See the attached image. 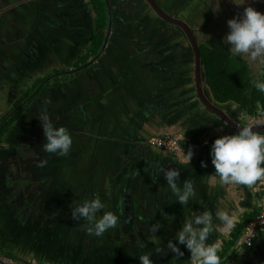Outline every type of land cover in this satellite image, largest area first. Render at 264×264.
<instances>
[{
  "label": "flooded vegetation",
  "instance_id": "flooded-vegetation-1",
  "mask_svg": "<svg viewBox=\"0 0 264 264\" xmlns=\"http://www.w3.org/2000/svg\"><path fill=\"white\" fill-rule=\"evenodd\" d=\"M237 2L240 5L233 0H0V254L4 252L18 258L8 251L17 245V255L29 259L35 257L26 252L29 245L34 246L33 237L40 236L41 245L46 248L51 244L44 236L49 228L46 220L38 227L30 223L18 226L13 216L6 217L1 212L11 193L8 168L17 181L21 172L16 169L25 168L20 161L9 165L17 149L24 150L27 146L22 144L26 143L32 152L38 153L34 156L36 162L47 161L41 167L44 177L55 171L53 178L58 179L59 189L55 195L61 196L69 190L63 182L66 175L73 173L70 162L79 149L76 147L83 141L81 136L84 132L97 135L94 144L105 154L106 165H114L116 160L126 165L124 173L137 179L136 189L141 182L138 179L140 168L148 163L151 173H156L158 155L163 152L148 142L145 144L151 136L161 134L149 119L162 117L165 121L163 113L171 112L180 102L190 103L193 98H199L205 108L202 100H207V90L203 89L200 96L196 78L189 81L186 74L182 76L188 69H197L194 43L199 50L211 42L223 43L229 50L231 45L224 40L229 32V28H225L227 21L234 15H242L243 8L249 4L264 12V0ZM106 34L107 44L102 48ZM236 56L249 57L248 54ZM245 62L254 77L258 67L255 60ZM83 69L97 74L95 77L84 74ZM90 83L101 86L104 90L101 94L106 93L109 98L92 100L90 104L95 107L86 108V112L84 108L81 113L74 103L81 93L90 92ZM64 84L69 88L68 100L60 92ZM42 99L47 104L42 112L52 120L57 115L53 114L55 110L64 116L69 106L75 109L74 116L54 122L56 126L73 129L69 130L73 144L66 156L44 152L40 123L24 120L25 109ZM226 106L223 112L227 115L230 113ZM93 112H96L95 117H91ZM82 123L85 124L83 129ZM29 164L27 169L32 177L39 167ZM88 180L93 181L92 184L96 182ZM260 182L263 185L264 178ZM81 192L80 196L86 197L87 193ZM52 195L50 191L46 200H57ZM35 197V193H31L21 205L35 204ZM17 203L10 208L11 212L17 211ZM42 204L41 212L51 213L49 223L60 227L67 238L63 251L77 250L82 245L89 253L92 249L96 251L84 264H140L137 256L145 251L153 252L150 259L155 264H192L183 256L170 262L162 253L157 254L155 249L163 250L162 235L156 230V237L150 242L149 228L143 227L140 218L133 217L130 222L134 226L127 225L130 222L125 218L126 212L120 215V225L118 222L116 228L97 237L86 231L87 222L83 218H73L71 208L65 210L66 206L58 203L50 210ZM243 228L244 225L241 233ZM241 233L237 241L239 252L247 249L241 245ZM29 234L31 238L27 242ZM86 236L88 238H84ZM181 251L188 250L182 247Z\"/></svg>",
  "mask_w": 264,
  "mask_h": 264
},
{
  "label": "crops",
  "instance_id": "crops-1",
  "mask_svg": "<svg viewBox=\"0 0 264 264\" xmlns=\"http://www.w3.org/2000/svg\"><path fill=\"white\" fill-rule=\"evenodd\" d=\"M187 71L182 76L186 74L189 81H193L195 79L194 69H188ZM262 72L263 68L256 69L255 73H253L254 79H257ZM89 93H84V95L81 93L80 96L85 97L88 101L91 99L95 100L93 98L95 95ZM210 93L212 94L211 90ZM95 97L96 99L99 98V96ZM90 102H88L87 107L84 106L85 112L86 108L88 110L89 108L95 107ZM234 102L237 105L236 109H232L231 105L227 102L220 104L223 106L227 105L226 107L230 113L227 114L229 118L234 119L236 124H238L237 122L241 124L242 117L240 113H248L245 112L238 102ZM127 111L132 112L129 109ZM95 113L93 112L91 117H95ZM66 114L71 117V114ZM163 115L167 118L165 121H162V117L149 119L153 123L152 127L160 131V136L171 135L178 137L182 144V151L176 154L161 152V155H158V165L165 167L166 170L176 169L179 171V176L174 177L173 180L181 188V192H183V183L185 181L192 183V192L189 194L188 202L182 205L176 200L175 196L166 187L164 173L160 172L158 174L156 167V173L152 174L148 163L140 168L138 179H141V182L134 189L137 179L130 181L125 179L124 172L126 165L120 164L117 160L114 165H106L107 161L104 162L105 154L98 150L94 144L98 136L84 132L81 136V139L83 138L82 142L76 134L81 147H76L79 149L70 162L73 173H70L71 176L69 174L66 175L71 179L69 180L70 183L68 182L67 184H71V192L74 193L76 203H82L83 200L88 199L90 194L97 195L106 203V210H108L111 208L110 200L114 194L118 195L116 194L117 192L119 195L126 194V201H122V206L125 204L128 205L121 207L123 210H126L125 212L128 216L134 217L137 211H141V214L143 213L142 215H145V219H141L144 224L143 227L149 228V225L159 224L156 230L161 235L164 233H173L175 235L176 231L182 228L186 220L193 219L195 215H203L205 211H209L213 216L214 227L209 234L207 243L218 242L220 245L218 254L221 256V264H239L238 260L243 257L242 253L249 251L248 249H244L240 253L237 250L239 246L237 241L247 219L254 218L258 214L263 191V185L260 179L252 186L222 184L220 182L210 162V144L220 135L235 132L232 131L231 127L225 121L204 108L199 98H193L190 103L180 102L171 112L166 111ZM84 126L85 124L80 126L81 129ZM69 127H67L68 130H73L71 126ZM219 129H222V131ZM135 131H132L131 134L135 133ZM87 135L90 136L88 137ZM190 148L193 150L194 155L190 162H187L184 160V153ZM201 161H205L206 166H201ZM86 178L94 179L96 182L94 184H92L93 181L89 183V180ZM82 190L87 193L86 197L85 195H82L83 197L80 196ZM74 199L73 202H75ZM73 202L66 206L71 208ZM218 208L226 209L235 217L233 227L230 230H222L221 228L215 227L221 224L215 216ZM127 225L133 227L134 223L131 221ZM193 226L198 227L196 225ZM263 240L264 238L257 242L255 246L261 245ZM180 245L186 249L184 244ZM183 257L184 260H189L188 263H192L189 251L184 253ZM181 260L183 259L181 258Z\"/></svg>",
  "mask_w": 264,
  "mask_h": 264
},
{
  "label": "clouds",
  "instance_id": "clouds-1",
  "mask_svg": "<svg viewBox=\"0 0 264 264\" xmlns=\"http://www.w3.org/2000/svg\"><path fill=\"white\" fill-rule=\"evenodd\" d=\"M240 5L237 0H233ZM229 32L224 40L231 45L230 52L234 54H248L252 59L264 56V12L258 11L250 4L243 8L242 15L234 16L227 21ZM253 86L258 92L264 94V80L254 79ZM232 109L237 105L234 101H227ZM243 118L244 113H240ZM43 130L45 143L42 150L56 156H66L70 152L73 138L65 126H56L46 112H41L37 118ZM250 123H245L235 133L224 134L216 137L210 144L209 156L215 174L222 184H237L252 186L257 180L264 178V134L253 130ZM222 131V129H219ZM194 155L190 148L184 153V160L190 162ZM46 160L37 162L38 167H43ZM201 166H206L201 161ZM164 173L166 187L182 205L188 202L189 194L192 192V183H183V192L174 182L173 178L179 176L176 169H165L157 165V173ZM135 174V173H133ZM106 203L99 197L85 199L82 203H76L72 208L74 219L83 218L87 222L86 231L94 236H102L105 232L117 227L120 215L111 210H106ZM99 213V215H98ZM216 219L221 224L215 227L222 230H230L233 227L235 217L226 209L218 208L215 213ZM196 225L198 227H194ZM159 224L149 225L148 240L153 241ZM213 216L209 211L203 215H195L193 219L186 220L179 230L176 231L175 241L169 239L164 249H155L157 254L171 250L181 256L184 253L178 247L184 244L190 252L192 264H221L218 242L207 243L212 231ZM145 246L142 244L141 248ZM152 251H145L137 256L140 264H155L150 259Z\"/></svg>",
  "mask_w": 264,
  "mask_h": 264
},
{
  "label": "water",
  "instance_id": "water-1",
  "mask_svg": "<svg viewBox=\"0 0 264 264\" xmlns=\"http://www.w3.org/2000/svg\"><path fill=\"white\" fill-rule=\"evenodd\" d=\"M237 1H243V0H237ZM225 28L227 30L228 26L225 25ZM107 39H108V36L106 34L103 42L101 43L102 48H104L106 46ZM194 47H195L196 68H197V69H194V71H195L196 83L198 85V90H199L198 94L200 96H202L201 94L203 92V89H206L208 92L207 100L203 99L202 103L205 105V108L208 111H210L211 113H213L214 115H216L217 117H219L220 119L225 121L231 127L232 131L236 132L243 125H240L239 122H237L239 124L238 125V124H236V121L234 119L233 120H232V118L230 119L229 116L223 112V106L220 103L216 102L215 99L213 98L212 94L210 93V87L207 83L206 70H205V67L203 64L202 57L200 55L199 46L197 43H194ZM235 55H237V54H235ZM243 59L245 61L246 60H249V61L254 60L250 56L245 57V58L243 57ZM255 60H257V63L255 62L256 65L262 69L263 68V62H264V56L257 57ZM83 73L84 74H90L91 76H94V77L96 76L95 74H97L94 71L89 72L86 69H83ZM70 80H72V79H70ZM90 84H89L90 93L92 95L99 96V98H102L103 96L109 98V96L106 93L101 94L102 91L104 92V90L102 89L101 86H96V85H92V84L90 85ZM62 87L63 88L61 89L60 92L62 93L64 98L67 97V100H68L69 88L66 86V84H64ZM96 94H98V95H96ZM95 96H93L94 99H96ZM91 100L88 101L86 98H81V96H80L78 99L75 100V103H74L75 109L78 108L79 111L81 112L84 109L85 104L90 102ZM46 106H47V104L45 103L44 99H42L41 102L34 101L31 106H28L25 109V116H26L24 118L25 122L31 121L32 123H35V124L39 123V120L37 118L39 117V114L43 111V109L46 108ZM33 107H35V108L32 109ZM75 109L72 108L71 106H69V108L66 110V112H64V116H63V114H58L59 112L55 110V112H53V114H57V115L55 116V118H53L52 121L53 122L60 121V120H62L61 119L62 117H64L65 119H67V117L69 118V116H67L66 113H69V114H71V116H74L73 112ZM26 127L28 128V126H26ZM253 130L257 131V132H261V134H264V125L254 127ZM28 135H29V133H28ZM145 144L147 145V141L145 142ZM22 145L23 146L26 145L27 147L24 150H22V148L17 149V152H16L17 154L14 157H11L9 165L16 164L18 161H20V162H22V166L25 167L23 170L24 172L22 171V173L20 174L21 178H19V180L17 181L15 179L14 172L12 171V169L8 168L9 176H8L7 182H8V188L11 190V193L9 196L6 197V199H5L6 203H5L4 207L2 208L1 212L4 215H6V217H8V215L13 216V220L15 221V223L18 226H25L26 224L30 223L34 227H38L43 223V221L46 220L47 226L49 228L46 230L47 233H46V235L44 234V236L47 240L49 239L51 241V244L49 245L48 248H46L44 245H41V240L39 239L40 236L38 239L32 236L34 238V246L29 245V247H27V243H26V247H27L26 252H27V255H29V254L35 255V257L32 256L35 259H32V257L28 259L27 257L17 255V253H16V249H18L17 245H15L14 248H12L8 251H10V253L14 254L15 256H18V258H21V260H24L27 262L30 261V262L35 263V264H38V263L39 264L40 263L41 264H50V263L59 264V262H61V261L63 262V264H65V263L66 264H84L85 260L90 257V254H96V251L92 249V250H90V253H89V251L86 250L85 245H82L81 247L78 246L77 250H72V251H67V252H66V250L63 251L64 244L67 243V238H65V236H64L65 234H63L61 232L60 227L54 226L53 223L52 224L49 223L51 213H49V212L46 214L42 213L41 212L42 209L40 207L41 202L43 203L42 205H45L47 208H50V210H52L51 206L54 207V206L58 205V203H60L61 205L64 203L65 206L71 204V202H73V199H74V193L71 192L72 191L71 190V184L70 185L67 184L69 182V180H71V179L66 176L64 179V182H63L65 188H68L69 190L66 189V192H64L61 196L55 195V194H58V191H59V189L57 188L58 179L53 178L54 177L53 174H55V171H53V173H50V175H45V177H44L42 168L39 167L38 171L36 170V172H33L32 177H31L30 176L31 172H29V169H27V167H28L29 163H33L31 165L29 164L32 167L36 166L37 162L35 161L34 156H38V153L32 152V149L26 143H23ZM124 177L127 181L133 179V177H129L128 175H125ZM49 190L52 191V193H53L52 196H55L57 200H55V199L46 200V196L50 192ZM31 193L32 194L35 193L36 203L35 204L30 203L26 206L21 205V203L26 201L25 199H27ZM116 194H118V195L114 194L113 197H111V200H110L111 208L108 210L114 211L120 215V213H124L126 211V210H123L122 207H124V206L126 207L128 204H125L124 206H122L123 205L122 201L123 200L126 201L125 197H127V195L126 194L119 195L118 192ZM59 197H60V199H59ZM94 197H97V195L90 194L88 196V199H91ZM11 198H13L14 200H12ZM261 198H262V196H261ZM74 201H75V199H74ZM260 201H261V199H260ZM120 202H121V204H120ZM15 203H17V207H16L17 211L11 212L10 208ZM75 204H76V201L73 202V206L71 207V211H72V208L75 206ZM18 205H19V207H18ZM64 208H65V210H68V208H70V207L66 206ZM142 214H141V211H137L136 215L133 217V219L145 218V215L143 216ZM98 215H99V213H98ZM141 215H142V217H141ZM125 218H126V220H128L130 222V217L129 216L126 217V213H125ZM120 224H121V222L119 221V225ZM11 235H13V234H11ZM15 235H18V234H15ZM75 235L77 236V233H75ZM174 237H175V235L173 233H164L162 235V248L164 249V246L167 245V242L169 239H172L173 243H177L175 241ZM12 238L15 240L14 237H12ZM30 238H31V236L29 234V237L27 236L26 241L30 242ZM84 238H88V236H86ZM178 247L180 249H182V246L180 244L178 245ZM255 247L256 246L254 245L251 248H247L249 252H247V251L244 252V254L242 255L243 257H241V260H238L239 264H264V240L262 241L261 245H258L256 248ZM5 252H7V251H5ZM63 252L64 253L66 252V253L64 254ZM77 252H79V254H77ZM162 254L164 255L163 258H165L166 260H168L170 262H174L175 258H179V256H180L179 254L173 253L171 250H167L166 252H163ZM36 256L39 258V260H40L39 262L36 261L37 260ZM79 258H80V261H79Z\"/></svg>",
  "mask_w": 264,
  "mask_h": 264
},
{
  "label": "trees",
  "instance_id": "trees-1",
  "mask_svg": "<svg viewBox=\"0 0 264 264\" xmlns=\"http://www.w3.org/2000/svg\"><path fill=\"white\" fill-rule=\"evenodd\" d=\"M200 54L207 83L216 102L236 101L249 115L255 114L259 106L264 107V94L253 86L254 77L250 67L247 64L242 68L231 67L232 53L223 43L211 42L210 45H203L200 47ZM257 79L264 80V62L263 72ZM8 256L12 257L10 254Z\"/></svg>",
  "mask_w": 264,
  "mask_h": 264
},
{
  "label": "built area",
  "instance_id": "built-area-1",
  "mask_svg": "<svg viewBox=\"0 0 264 264\" xmlns=\"http://www.w3.org/2000/svg\"><path fill=\"white\" fill-rule=\"evenodd\" d=\"M250 123L253 127L264 125V107L253 114H244L241 124ZM148 144L160 149L168 154H176L182 151V144L178 137L171 135L151 136L147 140ZM243 245L246 248L253 247L257 242L264 238V184L262 191V198L258 214L252 220L246 222L241 233ZM0 264H33L18 258L0 254Z\"/></svg>",
  "mask_w": 264,
  "mask_h": 264
},
{
  "label": "rangeland",
  "instance_id": "rangeland-1",
  "mask_svg": "<svg viewBox=\"0 0 264 264\" xmlns=\"http://www.w3.org/2000/svg\"><path fill=\"white\" fill-rule=\"evenodd\" d=\"M210 39H213L211 36H210ZM232 53V52H231ZM230 60H231V63H232V65H231V67L233 66V67H237V68H242L243 66H246L245 64H246V62L245 61H243V59L241 58H239L238 56H236L235 54H231L230 55ZM255 60V59H254ZM254 60L252 61V62H254ZM255 62L257 63V60H255ZM255 67V66H254ZM253 68V67H252ZM256 69H260L259 67L258 68H256ZM231 70H236V69H231ZM262 74V73H261ZM1 114V113H0ZM18 171H20L21 173H22V169L21 168H17L16 169V172H18ZM24 172V171H23ZM1 254H6V253H4V252H1ZM28 262H30V261H28ZM30 263H32V262H30ZM34 264V263H33Z\"/></svg>",
  "mask_w": 264,
  "mask_h": 264
}]
</instances>
